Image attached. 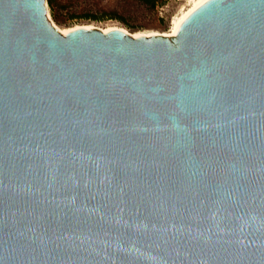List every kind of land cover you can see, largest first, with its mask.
Instances as JSON below:
<instances>
[{"label": "water", "instance_id": "obj_1", "mask_svg": "<svg viewBox=\"0 0 264 264\" xmlns=\"http://www.w3.org/2000/svg\"><path fill=\"white\" fill-rule=\"evenodd\" d=\"M0 264H264V0L171 37L0 0Z\"/></svg>", "mask_w": 264, "mask_h": 264}, {"label": "rangeland", "instance_id": "obj_2", "mask_svg": "<svg viewBox=\"0 0 264 264\" xmlns=\"http://www.w3.org/2000/svg\"><path fill=\"white\" fill-rule=\"evenodd\" d=\"M47 16L59 28L92 26L94 29L118 26L143 34L169 30L170 19L185 0H51ZM56 27V28H57Z\"/></svg>", "mask_w": 264, "mask_h": 264}, {"label": "bare ground", "instance_id": "obj_3", "mask_svg": "<svg viewBox=\"0 0 264 264\" xmlns=\"http://www.w3.org/2000/svg\"><path fill=\"white\" fill-rule=\"evenodd\" d=\"M207 0H185L184 4L180 7L179 11L170 19L169 21V30L167 32L163 33H150V34H143L140 32H128L126 29L118 27V26H109L106 28H99L100 31L104 30H122L132 37H139V36H165V37H171L175 36L176 33L179 30V27L181 23L192 13L195 9H197L199 6H201L203 3H205ZM55 26V25H54ZM57 27V26H56ZM77 28H85V29H92V26L85 25V26H73L68 28H59L57 29L64 34L68 33L69 31H72Z\"/></svg>", "mask_w": 264, "mask_h": 264}, {"label": "trees", "instance_id": "obj_4", "mask_svg": "<svg viewBox=\"0 0 264 264\" xmlns=\"http://www.w3.org/2000/svg\"><path fill=\"white\" fill-rule=\"evenodd\" d=\"M142 1H144L145 3H151V4H153L155 2V0H142ZM47 3H48V5H51L52 1L47 0Z\"/></svg>", "mask_w": 264, "mask_h": 264}]
</instances>
